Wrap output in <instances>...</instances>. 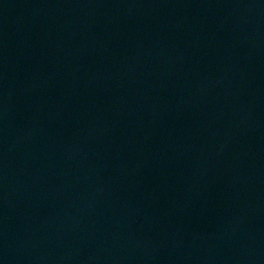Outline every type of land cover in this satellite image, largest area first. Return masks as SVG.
I'll use <instances>...</instances> for the list:
<instances>
[{
    "label": "water",
    "instance_id": "95a60500",
    "mask_svg": "<svg viewBox=\"0 0 264 264\" xmlns=\"http://www.w3.org/2000/svg\"><path fill=\"white\" fill-rule=\"evenodd\" d=\"M0 264H264V0H0Z\"/></svg>",
    "mask_w": 264,
    "mask_h": 264
}]
</instances>
